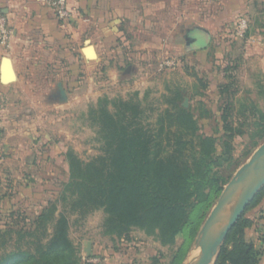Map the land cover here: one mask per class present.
Segmentation results:
<instances>
[{"label":"rangeland","instance_id":"1","mask_svg":"<svg viewBox=\"0 0 264 264\" xmlns=\"http://www.w3.org/2000/svg\"><path fill=\"white\" fill-rule=\"evenodd\" d=\"M49 1L36 0L28 12L14 13L13 22L28 19L30 28L11 21L12 42L20 35L19 46L29 47L39 63L31 79L13 82L7 93L0 89V257L35 252L38 242L46 243L54 222L46 226V236L39 216L56 204L55 216L63 212L69 220L79 264H175L184 233L168 245L138 228L128 236L108 235L102 209L83 213L72 210L71 200L62 201L70 177L66 156L88 163L103 155L91 115L100 104L108 102L110 111L117 101L140 104L142 124L158 132L162 117L174 112L179 91L177 104L194 115L201 136H220V117L229 114L233 132L221 138L212 173L230 181L255 145L264 142L251 121L264 112V0H245L243 10L232 0H113L101 6L93 26L91 7L85 12L78 0H66V20ZM243 17L249 28L239 36ZM197 28L209 36L195 31L199 42L187 46L186 33ZM87 41L97 50L94 60L95 55L81 58ZM218 198L211 201L213 207ZM211 210L203 214L202 225ZM196 237L187 243L181 264L191 259Z\"/></svg>","mask_w":264,"mask_h":264},{"label":"trees","instance_id":"2","mask_svg":"<svg viewBox=\"0 0 264 264\" xmlns=\"http://www.w3.org/2000/svg\"><path fill=\"white\" fill-rule=\"evenodd\" d=\"M227 68L225 75L230 76ZM180 99L178 91L172 102L174 112H166L158 132L142 124L140 104L117 101L114 111L108 109V102L100 104L91 115L104 143L103 155L88 163L67 155L70 177L62 196V201H72L73 211L90 213L102 209L107 216L108 235L128 236L138 228L168 245L184 233L186 242L175 264L183 262L187 243L197 236L203 214L213 208L211 201L229 182L213 174L212 168L215 158L220 157L221 138L233 132L228 125L229 114L225 113L220 117V136L199 135L197 119L177 104ZM256 115L251 121L258 128L257 138L264 139V112ZM172 126L176 131L170 129ZM263 198L264 189L247 210ZM56 212L57 205L52 204L39 216L46 236V226L54 222L46 243L38 242L35 252L19 250L1 256L0 264H79L77 250L69 238V220L63 212L56 217ZM251 224L244 214L230 231L215 264H259L260 252L245 239V230Z\"/></svg>","mask_w":264,"mask_h":264},{"label":"water","instance_id":"3","mask_svg":"<svg viewBox=\"0 0 264 264\" xmlns=\"http://www.w3.org/2000/svg\"><path fill=\"white\" fill-rule=\"evenodd\" d=\"M196 30L197 33L201 32L209 36L208 32L202 28H197ZM192 36L194 38L193 42L187 43V46L199 42V37ZM90 48H94V46L91 45V42L87 41L83 49V55L86 60H90L86 52ZM5 69L9 70V75L6 78ZM0 81L3 84L5 81H9L7 82L8 84L16 81V75L12 69V61L8 57L3 59ZM59 90L62 100H65L66 94L62 88V84L59 85ZM184 106L187 107V103ZM263 189L264 142L235 172L234 176L224 187L223 192L196 237L194 247L190 251V257L193 259L189 260L187 264H215L217 256L230 231ZM85 252L88 257L92 255L91 243H88Z\"/></svg>","mask_w":264,"mask_h":264},{"label":"crops","instance_id":"4","mask_svg":"<svg viewBox=\"0 0 264 264\" xmlns=\"http://www.w3.org/2000/svg\"><path fill=\"white\" fill-rule=\"evenodd\" d=\"M36 0H0V9L4 13V15L8 18L10 24L13 27V23L17 24L18 27L21 26V28H30L32 26V23L28 19H20L17 17V20L14 22L12 21L13 16L16 14H19L21 12H28L30 8L34 5ZM79 5L82 9H86L87 7L90 8V19L89 22L93 26L98 21V16L100 14V8L104 5H110L111 3H114L113 0H78ZM226 4H228V0H224ZM234 5H237V10H239V6L242 7L241 10L245 8L248 4H245V0H232L230 1ZM115 4V3H114ZM82 10V12H84ZM85 12H87L85 10ZM81 15V13L79 12ZM84 22L88 21L86 19H81ZM13 23H12V22ZM29 22V23H28ZM27 24V25H26ZM41 26V25H40ZM58 27V26H57ZM14 28V27H13ZM58 29V28H57ZM204 30V29H203ZM58 32L61 33L62 29H58ZM261 35V34H259ZM258 35V36H259ZM22 41V37L18 35L14 41L11 44L10 49H3L0 47V78L2 73V62L5 57L8 56V58L12 61V69L15 72L16 75V81L20 80H29L31 79L30 73L35 68H38V61L36 60V56H34L36 53L33 54L31 49L29 47L23 48L22 46H19L20 42ZM94 54L89 55V59L92 58L93 60L97 58V50L94 47ZM84 58V55L81 57ZM85 59V58H84ZM11 84H3L0 81V89L5 90L6 93L8 91H11ZM7 141H9V136L6 138ZM245 217L251 221V226L248 227L245 230V239L247 242L252 243L255 248L260 252V260L259 264H264V198L263 200L256 206L252 207L251 209L247 210L245 212Z\"/></svg>","mask_w":264,"mask_h":264},{"label":"built area","instance_id":"5","mask_svg":"<svg viewBox=\"0 0 264 264\" xmlns=\"http://www.w3.org/2000/svg\"><path fill=\"white\" fill-rule=\"evenodd\" d=\"M49 5L54 7L57 12L61 15L63 19H68L70 17V13L67 7L66 0H52L49 1ZM249 28L248 20L246 18H242L239 21V25L237 27V35L243 36ZM15 35V29L10 24L8 18L4 14H0V46L9 47ZM2 160V156L0 153V163ZM99 262L98 260H93L91 263Z\"/></svg>","mask_w":264,"mask_h":264},{"label":"flooded vegetation","instance_id":"6","mask_svg":"<svg viewBox=\"0 0 264 264\" xmlns=\"http://www.w3.org/2000/svg\"><path fill=\"white\" fill-rule=\"evenodd\" d=\"M197 32V30H190V31H188L187 33H186V35H185V39L187 40V43H192L193 42V36L192 35H194V32Z\"/></svg>","mask_w":264,"mask_h":264},{"label":"bare ground","instance_id":"7","mask_svg":"<svg viewBox=\"0 0 264 264\" xmlns=\"http://www.w3.org/2000/svg\"><path fill=\"white\" fill-rule=\"evenodd\" d=\"M86 52H87L88 56L89 55H93L94 54V49L93 48L87 49ZM8 75H9V70L8 69H5V78L8 77ZM7 82H9V81H5L4 84H8ZM192 259L193 258L191 257L190 260H192Z\"/></svg>","mask_w":264,"mask_h":264}]
</instances>
